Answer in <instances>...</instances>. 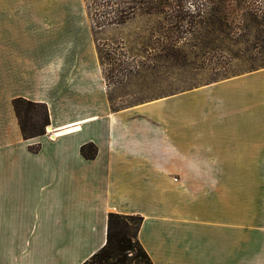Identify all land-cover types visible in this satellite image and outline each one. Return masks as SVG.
Returning <instances> with one entry per match:
<instances>
[{"label": "crops", "instance_id": "1", "mask_svg": "<svg viewBox=\"0 0 264 264\" xmlns=\"http://www.w3.org/2000/svg\"><path fill=\"white\" fill-rule=\"evenodd\" d=\"M83 4L0 0V264H85L112 213L143 218L153 264H264V71L228 83L233 125L206 127L188 91L109 84ZM17 98L51 134L24 139Z\"/></svg>", "mask_w": 264, "mask_h": 264}, {"label": "rangeland", "instance_id": "2", "mask_svg": "<svg viewBox=\"0 0 264 264\" xmlns=\"http://www.w3.org/2000/svg\"><path fill=\"white\" fill-rule=\"evenodd\" d=\"M83 5L109 84L129 78L141 99L188 91L189 109L206 116V127L212 115L221 127L237 121L228 118V83L264 71V0H84ZM127 222L137 233V217ZM134 254L139 259L129 264H149L140 248Z\"/></svg>", "mask_w": 264, "mask_h": 264}, {"label": "trees", "instance_id": "3", "mask_svg": "<svg viewBox=\"0 0 264 264\" xmlns=\"http://www.w3.org/2000/svg\"><path fill=\"white\" fill-rule=\"evenodd\" d=\"M13 105L25 140L36 138L46 133V127L51 125L49 110L46 104L17 98L13 100ZM81 150L82 154L88 159H94L97 153L94 144L82 146ZM33 151L38 152L39 148L33 149ZM130 217L133 216L116 213L109 215L106 244L85 264H129L131 261L136 262L139 259L134 254L137 248L142 250V255L147 262L153 264L137 237L143 218L137 217L139 221L137 233L133 235L132 229L127 222Z\"/></svg>", "mask_w": 264, "mask_h": 264}, {"label": "built area", "instance_id": "4", "mask_svg": "<svg viewBox=\"0 0 264 264\" xmlns=\"http://www.w3.org/2000/svg\"><path fill=\"white\" fill-rule=\"evenodd\" d=\"M46 133L51 134L50 128L48 126L46 127ZM52 136H54V135H52Z\"/></svg>", "mask_w": 264, "mask_h": 264}, {"label": "bare ground", "instance_id": "5", "mask_svg": "<svg viewBox=\"0 0 264 264\" xmlns=\"http://www.w3.org/2000/svg\"><path fill=\"white\" fill-rule=\"evenodd\" d=\"M51 131V130H50Z\"/></svg>", "mask_w": 264, "mask_h": 264}, {"label": "water", "instance_id": "6", "mask_svg": "<svg viewBox=\"0 0 264 264\" xmlns=\"http://www.w3.org/2000/svg\"><path fill=\"white\" fill-rule=\"evenodd\" d=\"M51 130V129H50Z\"/></svg>", "mask_w": 264, "mask_h": 264}]
</instances>
